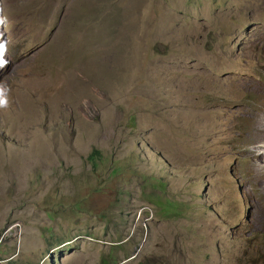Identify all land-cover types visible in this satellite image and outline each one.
<instances>
[{
  "label": "rangeland",
  "instance_id": "374dc122",
  "mask_svg": "<svg viewBox=\"0 0 264 264\" xmlns=\"http://www.w3.org/2000/svg\"><path fill=\"white\" fill-rule=\"evenodd\" d=\"M0 49V264H264V0H0Z\"/></svg>",
  "mask_w": 264,
  "mask_h": 264
},
{
  "label": "clouds",
  "instance_id": "9594fccd",
  "mask_svg": "<svg viewBox=\"0 0 264 264\" xmlns=\"http://www.w3.org/2000/svg\"><path fill=\"white\" fill-rule=\"evenodd\" d=\"M6 46H7V43L4 42V46H3V49L4 50H5ZM0 52H2V49H0ZM0 64H3V61L2 60H0ZM3 94H4V89L2 87H0V97H2ZM6 103H7V101L5 99H0V106H5Z\"/></svg>",
  "mask_w": 264,
  "mask_h": 264
}]
</instances>
